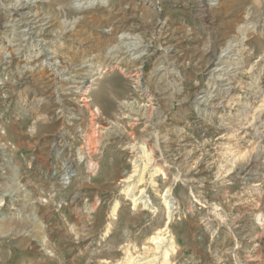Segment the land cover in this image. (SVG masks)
<instances>
[{
	"label": "rangeland",
	"instance_id": "1",
	"mask_svg": "<svg viewBox=\"0 0 264 264\" xmlns=\"http://www.w3.org/2000/svg\"><path fill=\"white\" fill-rule=\"evenodd\" d=\"M136 262L264 264V0H0V264Z\"/></svg>",
	"mask_w": 264,
	"mask_h": 264
},
{
	"label": "bare ground",
	"instance_id": "2",
	"mask_svg": "<svg viewBox=\"0 0 264 264\" xmlns=\"http://www.w3.org/2000/svg\"><path fill=\"white\" fill-rule=\"evenodd\" d=\"M111 24H112V26H113V29H115V25H116V22H114V19H112V21H111ZM222 38L223 37H220V36H218V38L215 40V44L213 45L215 48H217L218 47V45H220L221 44V41H222ZM213 47V48H214ZM214 51V50H213ZM216 60H218V57H215V58H213V61L212 62H214V61H216ZM217 62V61H216ZM105 66H107L108 64H104ZM86 89H88V88H86ZM166 207H167V204H166ZM168 213H170V210H168ZM168 217H169V215H168ZM155 243H158V241H155ZM162 247V246H161ZM159 245H157L156 246V249H158V248H161ZM163 256H165V260L167 259L166 257H168V251H167V249H164V251H163ZM157 258V257H156ZM155 259V258H154ZM136 264H137V262H136Z\"/></svg>",
	"mask_w": 264,
	"mask_h": 264
}]
</instances>
